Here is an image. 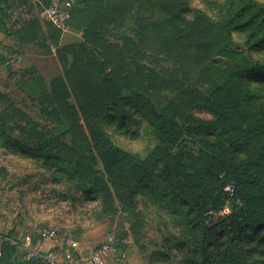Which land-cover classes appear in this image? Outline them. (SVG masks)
Masks as SVG:
<instances>
[{
	"label": "trees",
	"instance_id": "trees-1",
	"mask_svg": "<svg viewBox=\"0 0 264 264\" xmlns=\"http://www.w3.org/2000/svg\"><path fill=\"white\" fill-rule=\"evenodd\" d=\"M72 1L66 25L84 41L62 46V30L37 18L8 32L16 10L54 0H0V32L55 54L63 68L50 83L29 70L20 85L61 134L0 93V147L41 161L64 186L63 198H100L105 214L114 212V197L127 205L147 195L167 216L166 264H264V103L250 87L264 85V58L244 66L246 51L228 48L240 31L247 51L264 53V6L231 0L228 17L214 23L189 17L187 0ZM130 26L133 35L124 32ZM213 82L215 91L203 96L199 88ZM199 106L209 120L193 118ZM142 125L156 141L144 158L114 143L110 130L133 135ZM230 203L237 207L222 214ZM145 225L139 219L130 226L134 238ZM15 252L5 241L1 264H19Z\"/></svg>",
	"mask_w": 264,
	"mask_h": 264
},
{
	"label": "rangeland",
	"instance_id": "rangeland-1",
	"mask_svg": "<svg viewBox=\"0 0 264 264\" xmlns=\"http://www.w3.org/2000/svg\"><path fill=\"white\" fill-rule=\"evenodd\" d=\"M60 1L54 0L52 5L68 1L73 4L72 0ZM255 1L264 6V0ZM187 4L189 17L199 13L214 23H223L228 17L232 3L231 0H187ZM42 11L43 8L37 6L16 10L8 22V32L13 31L14 24L20 21L37 18L42 24L45 23L41 18ZM133 31L132 26L124 28V32L130 35H133ZM8 32H0V93L10 96L15 105L31 115L36 122L54 131L55 135L61 134V131L43 116L40 105L20 86L27 78L26 72L32 69H35L47 83L59 77L63 73V68L57 56L55 54L45 56L36 45L21 43L16 35L9 36ZM245 39L244 32H233V40L228 48L245 50L246 54L240 60V64L250 66L254 59L264 58V53L247 51ZM53 52L56 53L55 48ZM3 58L9 62L5 64ZM216 61L220 67L228 65L223 58L217 57ZM9 63L11 71L7 67ZM216 87L217 84L213 82L199 89L203 96L209 97ZM250 87L262 97L259 102L264 103V85L253 83ZM5 107V104H0V111ZM191 114L197 120L206 121L211 118L207 110L201 106L194 108ZM134 131L133 135L121 134L114 130H110V133L118 146L127 150L133 157L144 158L155 146L156 141L151 130L145 125L135 128ZM6 135L17 143L35 147V144L19 133L7 132ZM0 141L4 142V138L0 137ZM65 142L70 144L71 138L66 137ZM39 162L41 161L20 156L0 147V230L9 231V234L13 231L18 237L25 238L29 235H40L44 229H53L56 232V240L61 245L67 247L77 242L84 256L90 255L107 236L115 235L118 239L127 240V243L120 245L119 255L110 259V264H166L160 254L165 250L162 230L163 220H166L167 216L152 204L147 195L141 193L134 202L127 205L114 197L116 202L114 212L105 214L100 198L85 196L82 198L80 194L74 196L75 198L72 196L63 198L64 186L56 184ZM98 169L102 167L99 166ZM227 207L231 211L237 205L230 203ZM139 219L144 220L146 225L136 239L130 233V226ZM172 264L178 262L175 260Z\"/></svg>",
	"mask_w": 264,
	"mask_h": 264
},
{
	"label": "built area",
	"instance_id": "built-area-1",
	"mask_svg": "<svg viewBox=\"0 0 264 264\" xmlns=\"http://www.w3.org/2000/svg\"><path fill=\"white\" fill-rule=\"evenodd\" d=\"M66 11L62 10L59 5H51L46 7L41 12V18L45 22H51L57 26L60 30L65 31L67 29L66 22L70 18V10L72 3L68 1L64 3ZM231 191L230 187L225 189ZM230 210L226 206L222 214L229 213ZM43 239L56 238V232L53 229H44L41 232ZM0 238H2L0 236ZM5 241H10L4 238ZM13 242V241H11ZM127 243V240L118 239L115 235H109L103 241V243L94 249L90 255L84 256L83 250L80 248L77 242L69 244L66 248H62L60 251L42 250L37 249L31 236H27L24 240L25 257L28 261H42L47 264H110V259L119 255V247L121 244ZM12 244L15 245L13 242ZM3 252L0 250V260Z\"/></svg>",
	"mask_w": 264,
	"mask_h": 264
},
{
	"label": "crops",
	"instance_id": "crops-1",
	"mask_svg": "<svg viewBox=\"0 0 264 264\" xmlns=\"http://www.w3.org/2000/svg\"><path fill=\"white\" fill-rule=\"evenodd\" d=\"M60 8L64 11H66L67 9L64 7V3L59 5ZM84 40L82 38V33L73 29L72 27H68L64 33L62 34L61 37V41L60 44L62 46L64 45H70V44H74V43H82ZM63 73H61L59 76H61ZM11 233V232H10ZM0 236L2 238H0V250L3 252V247H4V238L9 239L11 241H13L15 243L16 246V252H15V258L17 260V262L19 264H30L31 262L28 261L25 257V248H24V240L25 238H20L17 237V239H14L12 237H9V231L5 232L0 230ZM31 236V235H29ZM32 240H33V244L37 249H42V250H53L56 249L58 251H60L62 248H66L63 245H61L56 238L53 239H43L41 237V235H34L31 236ZM11 242V243H13ZM2 262V258L0 260V264ZM34 264V263H33Z\"/></svg>",
	"mask_w": 264,
	"mask_h": 264
},
{
	"label": "water",
	"instance_id": "water-1",
	"mask_svg": "<svg viewBox=\"0 0 264 264\" xmlns=\"http://www.w3.org/2000/svg\"><path fill=\"white\" fill-rule=\"evenodd\" d=\"M7 67H8V70L11 71V64L10 63L7 65ZM34 264H47V263L42 262V261H38V262H36Z\"/></svg>",
	"mask_w": 264,
	"mask_h": 264
}]
</instances>
